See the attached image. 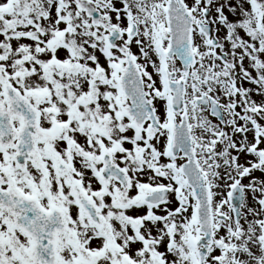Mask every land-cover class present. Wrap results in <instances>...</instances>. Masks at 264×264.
I'll return each instance as SVG.
<instances>
[{"label": "snow or ice", "instance_id": "obj_1", "mask_svg": "<svg viewBox=\"0 0 264 264\" xmlns=\"http://www.w3.org/2000/svg\"><path fill=\"white\" fill-rule=\"evenodd\" d=\"M0 264H264V0H0Z\"/></svg>", "mask_w": 264, "mask_h": 264}]
</instances>
